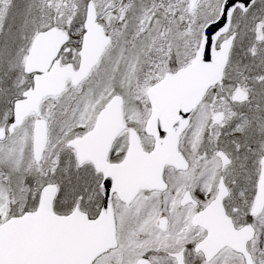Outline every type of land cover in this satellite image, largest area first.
<instances>
[{"label":"snow or ice","instance_id":"6c2138e0","mask_svg":"<svg viewBox=\"0 0 264 264\" xmlns=\"http://www.w3.org/2000/svg\"><path fill=\"white\" fill-rule=\"evenodd\" d=\"M0 264H264V0H0Z\"/></svg>","mask_w":264,"mask_h":264}]
</instances>
